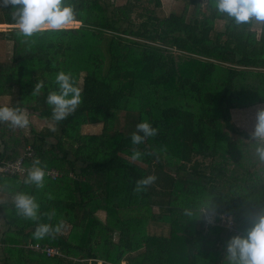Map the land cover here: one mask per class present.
Here are the masks:
<instances>
[{"label": "trees", "instance_id": "16d2710c", "mask_svg": "<svg viewBox=\"0 0 264 264\" xmlns=\"http://www.w3.org/2000/svg\"><path fill=\"white\" fill-rule=\"evenodd\" d=\"M66 2L75 6L77 27L31 38L17 26L0 30V44L11 45L10 57L0 59V105L52 123L28 136L0 122V160L30 146L26 166L39 158L45 171L60 173L45 175L41 189L23 182L27 173L0 174V194L9 197L0 200V264H227V241L246 236L264 208V164L230 112L264 104V27L236 25L210 0H176L167 13L161 0ZM0 24H16L11 5L0 7ZM60 71L82 89V103L56 122L46 98L58 91ZM144 120L157 135L133 145ZM91 124L100 130L85 131ZM134 149L143 153L138 160ZM149 175L154 183L134 192ZM16 192L35 197L39 221L16 214ZM209 199L207 212L230 214L236 232L205 229L204 213L184 215ZM53 211L49 220L44 214ZM38 223L60 231L37 240ZM153 225L168 231L152 233ZM35 243L61 254L36 251Z\"/></svg>", "mask_w": 264, "mask_h": 264}, {"label": "clouds", "instance_id": "9594fccd", "mask_svg": "<svg viewBox=\"0 0 264 264\" xmlns=\"http://www.w3.org/2000/svg\"><path fill=\"white\" fill-rule=\"evenodd\" d=\"M212 7L236 25H251L255 23L264 27V0H210ZM12 7V19L15 21L18 33L25 38H31L42 31H63L72 26H79L75 6L66 0H0V7ZM58 91H51L46 102L52 106V118L59 122L74 113L82 103V89L75 86L70 73L60 71L55 75ZM44 87L42 81L37 82L32 95H38ZM0 122H6L12 128L24 129L29 126L26 110L20 107L0 105ZM52 131L56 128L53 126ZM157 135V129L147 120L136 125V131L131 134L133 145H139L145 138ZM254 141V152L258 162L264 164V108H259L255 116L254 130L251 133ZM153 155L154 153H148ZM143 153L133 150L132 160H138ZM45 170L41 161L36 158L27 169L24 183L41 189L44 187ZM155 175L139 179L135 183L134 192L139 193L154 183ZM12 202L17 215L39 221V204L35 197L26 192H16ZM210 206V199L205 202L198 212L185 211L184 215L200 218ZM49 220L55 216V211L45 213ZM60 226L53 227L49 223H38L33 237L37 240L59 232ZM227 264H264V208L252 219L251 226L246 230V236L234 235L226 243L225 258Z\"/></svg>", "mask_w": 264, "mask_h": 264}, {"label": "rangeland", "instance_id": "374dc122", "mask_svg": "<svg viewBox=\"0 0 264 264\" xmlns=\"http://www.w3.org/2000/svg\"><path fill=\"white\" fill-rule=\"evenodd\" d=\"M162 3V9L165 13L169 12L171 9H173L175 6H178L176 4V0H161ZM204 1H202V8L204 6ZM10 25L16 26V24H0V30L6 29L8 27H12ZM80 25V24H79ZM77 27V26H72ZM11 53V45L10 42H1L0 44V59H8L10 57ZM13 98V96H12ZM11 98H3V102H9ZM259 108H264V104H256L252 105L246 108H233L231 109V121L232 123L238 127L241 130L247 131L248 133H252L254 130V124H255V116L256 112ZM29 118V126L27 128H24L23 130L27 133L28 136H31V128L35 131L40 130L41 128L45 126H51L52 123L48 119H43L37 116L36 114L30 112L27 113ZM99 124H91L84 127L85 131L89 132H98L100 129ZM9 199L6 195L0 194V200H6ZM98 216L100 218H104V212L98 211ZM230 219V217H228ZM150 232L152 233H166L168 230L165 226H157L153 225L150 228ZM100 263V261H98ZM121 264H125V262H122Z\"/></svg>", "mask_w": 264, "mask_h": 264}, {"label": "built area", "instance_id": "2783aa9c", "mask_svg": "<svg viewBox=\"0 0 264 264\" xmlns=\"http://www.w3.org/2000/svg\"><path fill=\"white\" fill-rule=\"evenodd\" d=\"M32 155H33L32 148L30 146H27L25 148V152L15 157L14 159L0 160V174L11 175V174L27 173V169L29 168V166L25 165V160L29 159ZM45 173L51 178H56L60 176L59 171L54 168L46 170ZM228 217H230V219ZM203 220H204L203 227L205 229H207L209 225H221L226 227L228 231H234V232L237 231L233 227L232 216L230 214L220 213L216 211H212V212L206 211L204 212ZM30 247L36 251L43 252L48 256L61 254L58 247L55 246L35 243L33 245H30Z\"/></svg>", "mask_w": 264, "mask_h": 264}, {"label": "crops", "instance_id": "0c3cea01", "mask_svg": "<svg viewBox=\"0 0 264 264\" xmlns=\"http://www.w3.org/2000/svg\"><path fill=\"white\" fill-rule=\"evenodd\" d=\"M4 103H6V102H4ZM24 110H25V109H24ZM26 112H27V113H30V112H29V111H27V110H26ZM122 262H123V261H122Z\"/></svg>", "mask_w": 264, "mask_h": 264}, {"label": "bare ground", "instance_id": "6f19581e", "mask_svg": "<svg viewBox=\"0 0 264 264\" xmlns=\"http://www.w3.org/2000/svg\"><path fill=\"white\" fill-rule=\"evenodd\" d=\"M79 22H80V21H79ZM79 24H81V22H80Z\"/></svg>", "mask_w": 264, "mask_h": 264}, {"label": "water", "instance_id": "95a60500", "mask_svg": "<svg viewBox=\"0 0 264 264\" xmlns=\"http://www.w3.org/2000/svg\"><path fill=\"white\" fill-rule=\"evenodd\" d=\"M10 26H13V25H10Z\"/></svg>", "mask_w": 264, "mask_h": 264}]
</instances>
